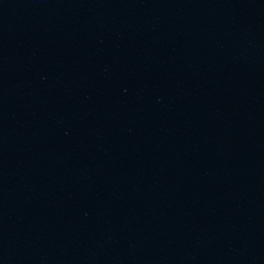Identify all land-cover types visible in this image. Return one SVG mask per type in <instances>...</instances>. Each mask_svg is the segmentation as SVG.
<instances>
[{"label": "water", "instance_id": "1", "mask_svg": "<svg viewBox=\"0 0 264 264\" xmlns=\"http://www.w3.org/2000/svg\"><path fill=\"white\" fill-rule=\"evenodd\" d=\"M0 264H264V0H0Z\"/></svg>", "mask_w": 264, "mask_h": 264}]
</instances>
